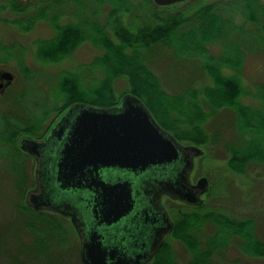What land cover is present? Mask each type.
<instances>
[{
	"label": "rangeland",
	"instance_id": "374dc122",
	"mask_svg": "<svg viewBox=\"0 0 264 264\" xmlns=\"http://www.w3.org/2000/svg\"><path fill=\"white\" fill-rule=\"evenodd\" d=\"M21 1H32L37 6H42L50 0ZM124 1L130 7L144 4L143 0ZM235 1L238 3V9L232 18L236 26L234 31L228 39L209 44L208 50L215 57L225 52L230 55L237 54L240 65L223 66L221 71L225 75L235 76L240 81L244 90L239 99L241 103L260 108L264 104V0H257L261 12L256 14V23L242 16L238 0H185L167 6L168 9L164 12L182 10L186 18H191L196 9L206 3H218L230 12L229 6H233ZM111 6L112 0H63L62 4H56L54 8L62 11L58 17L61 24L85 20L103 25L107 21ZM147 6L155 8L152 3H147ZM51 14L48 12L47 17ZM25 16L24 13L13 12L8 0H0V44L13 50V53L0 63L1 71L8 70L13 74V80L8 85L4 82L0 96H14L28 90L24 96L27 106L23 102H14L7 98L5 101V98L1 97L0 110L4 111L9 119L17 116L27 117V110L32 109L41 114L43 108L58 105L60 98L55 96L54 91L64 71H70L85 83H90L99 76V72L91 68L90 64L103 52L102 48L86 41L78 45L70 55L56 62L40 60L36 54L37 45L53 37L55 30L51 22L45 19L38 20L31 29L25 30L15 23ZM123 19L125 24L136 21L128 13L124 14ZM186 28L182 26L180 30ZM109 34L117 40L112 32ZM143 53L147 57L146 66L167 94L176 96L196 90L197 99L204 100L202 89L211 85L212 79L202 67V57L183 54L178 47L164 45H157ZM126 89V77L121 76L113 81L116 96L122 97L126 93H132L124 92ZM150 112L155 118L153 112ZM52 116L53 113L50 112L48 121ZM156 121L159 123L157 119ZM238 121V115L232 108H220L203 122L204 130L210 137L207 144L197 145L187 140H178L184 145H196L203 151L195 157L190 175L191 182L205 176L209 183L207 194L202 196L203 203L199 206L202 207L199 212L221 213L237 220L251 219L254 234L264 243V163H250L243 173L232 171L227 164L231 149L243 147L249 138L242 127L238 126ZM13 157H8L0 151V264H81L79 238L65 217L31 215L20 208L24 203L25 192L15 184V173L10 168V164L15 161ZM25 159L26 168L33 176L34 161L32 158ZM31 185L28 187H32ZM173 202L165 201L173 219L178 208H193L191 205ZM209 228L211 227L206 222L202 228L205 235L208 234ZM238 239L234 237L235 242L240 240ZM166 242L175 262L186 264L191 255L184 244L173 235L169 236ZM235 242H231L225 250L215 253L208 264H264V257L249 256L239 249ZM146 264H154L153 259Z\"/></svg>",
	"mask_w": 264,
	"mask_h": 264
},
{
	"label": "trees",
	"instance_id": "16d2710c",
	"mask_svg": "<svg viewBox=\"0 0 264 264\" xmlns=\"http://www.w3.org/2000/svg\"><path fill=\"white\" fill-rule=\"evenodd\" d=\"M8 1L13 12L26 14L25 18L15 21L25 30L31 29L38 20L51 22L55 34L38 43L36 54L40 60L56 62L70 55L78 45L86 41L103 49L90 64L91 68L99 72V76L90 83H85L70 71L61 73L54 91L55 96L60 98L58 105L43 108L41 114L34 109L27 110V117L17 116L14 119H9L0 110V151L8 157L14 156L15 161L10 164V168L15 173V184L20 190L26 192L30 184L33 186L34 177L29 174L25 159L32 157L20 149L19 139L22 136L42 137L54 118L72 103L85 102L96 106L117 104L121 96L114 94L113 81L121 76L126 77L128 82V89L124 92L129 91L139 96L159 123L180 141L207 144L210 137L203 127L205 119L220 108H232L238 115V126L242 127L249 138L243 147L231 149L228 167L234 172L243 173L250 163H264V104L260 108H254L241 103L239 99L244 90L240 81L235 76L222 73L223 66L240 65L237 54L230 55L225 52L215 57L208 50L209 44L228 39L234 31L236 26L232 18L238 9L236 1L233 6H229L230 12L218 3H206L200 5L191 18H186L182 10L164 12L168 7L157 6L152 0H143L144 4L133 7L124 0H112L107 21L103 25L85 20L61 24L58 17L62 11L54 7L62 4L63 0H50L42 6H37L32 1ZM238 2L242 8V16L256 23V14L261 12L258 1ZM147 3L154 4L156 9L149 8ZM48 12L52 13L50 17H47ZM125 13L136 21L125 24ZM182 26L187 28L180 30ZM109 32H112L116 41ZM157 45L175 46L180 53L202 57V67L212 79V84L202 89L203 101L197 99L196 90H190L189 94L172 96L162 89L159 80L146 66L147 57L143 53ZM12 53V48L0 44V63ZM27 91H21L14 96L1 95L0 99L2 97L5 101L6 98L14 102L20 101L27 106L24 101ZM50 112L53 116L48 121ZM20 208L31 215L59 217L37 212L25 203ZM201 208H178L175 211L172 235L184 244L191 255L186 264H208L215 253L225 250L231 242H235L234 237L240 239L235 244L244 253L264 257V243L254 234L251 219L237 220L216 212L201 213ZM206 222L211 227L207 235L202 231ZM153 261L154 264H177L166 241Z\"/></svg>",
	"mask_w": 264,
	"mask_h": 264
},
{
	"label": "water",
	"instance_id": "95a60500",
	"mask_svg": "<svg viewBox=\"0 0 264 264\" xmlns=\"http://www.w3.org/2000/svg\"><path fill=\"white\" fill-rule=\"evenodd\" d=\"M152 1L166 7L185 0ZM0 80L3 89L4 82L8 85L13 80V74L0 70ZM55 133L61 141L46 157L42 151L51 145L49 141ZM19 147L35 159L34 186L26 192L25 204L33 210L45 208L70 218L79 237L81 264L147 263L173 227L161 208L162 194L198 207L208 192L205 176L195 183L190 180L194 159L203 151L196 145L182 144L132 93L124 94L111 106L72 103L42 138L23 136ZM85 190L91 194L87 195V204H93L90 212L94 226L81 214V206L68 198ZM136 202L147 203L149 209L158 212L161 225L153 228L148 242H142L129 254L103 241L99 223L102 220L111 224L126 217ZM144 214L147 221L155 219L146 210Z\"/></svg>",
	"mask_w": 264,
	"mask_h": 264
},
{
	"label": "flooded vegetation",
	"instance_id": "af4514ba",
	"mask_svg": "<svg viewBox=\"0 0 264 264\" xmlns=\"http://www.w3.org/2000/svg\"><path fill=\"white\" fill-rule=\"evenodd\" d=\"M62 112L59 113L54 118L50 127L54 124V122L62 114ZM50 127L48 128L47 132L49 131ZM54 135H55V137L51 138L49 141V142H51V145L44 148V150L42 151V155H45L46 157L51 156V152L53 153L55 151L57 144L61 141V140H58V139H61V137L57 136L56 133ZM40 138H42V137H39L37 139H40ZM33 160H34V168H35L34 157H33ZM51 168H52V165L49 166V169H51ZM53 168H54V166H53ZM53 171L55 172L54 169H52V172ZM195 182H192V183H195ZM69 191H71V190H68V193H70ZM85 191L86 192L82 193V194L75 193V194H73L74 196H69L68 198L71 197L70 200H72L74 202L73 204L81 206L79 208L81 214L84 216V218L87 220V222L90 223L91 226H94L95 223H94V218H93V212H90V209L93 206V204H91V205L87 204V201H88L87 195L91 196V194L88 192V190H85ZM61 194H62V192H60L58 195H61ZM60 197L61 196H56V198H60ZM134 197H135V199L138 198V196H134ZM90 199L92 200V198H90ZM166 200H170L172 202L177 201L179 203L185 204L179 200H175V199L171 198L167 194H162V196L160 198L161 208H162V210H165L167 212L168 216L170 217L171 221L173 222L172 230L164 236V242L167 240V238L169 236L172 235V231L174 228V219L172 218L170 211L165 204ZM145 210H146L148 216L155 215V219L151 218L150 221L145 220V218H144L145 217V214H144ZM36 211L37 212H46V213L56 214V215L58 214L56 212H53V211H51L49 209H45V208H39V209H36ZM58 215H60V214H58ZM65 219H67L69 221V223L72 225L69 217L65 216ZM160 220L161 219H160L159 213L149 209L147 203L136 202L126 217L120 218L119 220H116L115 222H113L111 224H107L104 221L100 220L99 228H100V232H101V236L103 238V241L112 242L113 244L118 245L119 248H122L125 251H127L129 254H133L134 249L139 244H141L142 242L146 243L151 239V235L154 231L153 228L161 225ZM157 252H156V254H157ZM154 256L152 257V259L154 258Z\"/></svg>",
	"mask_w": 264,
	"mask_h": 264
}]
</instances>
